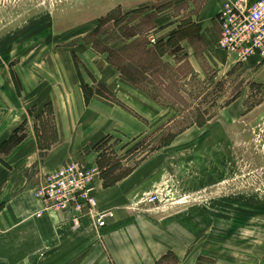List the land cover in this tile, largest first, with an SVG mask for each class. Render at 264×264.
Segmentation results:
<instances>
[{
	"label": "crops",
	"instance_id": "1",
	"mask_svg": "<svg viewBox=\"0 0 264 264\" xmlns=\"http://www.w3.org/2000/svg\"><path fill=\"white\" fill-rule=\"evenodd\" d=\"M208 44L213 47L212 41ZM211 51L208 47L201 53L218 74L251 73L264 84V58L255 55L235 67L222 52ZM142 52L150 61L149 49ZM157 58L169 65L167 58L174 56L161 53ZM194 58L201 64L198 55ZM69 69L63 83L28 96L31 111L15 89L7 87L0 97V264H156L165 257H174L172 264H264V212L236 202L249 193H225L224 207L196 202L218 185L233 182V139L246 131L243 123L249 116L242 94L207 122L175 133L168 145L112 186H105L100 176L93 191L97 210L113 212L103 228H96L86 213L74 228L71 215L46 211L34 196L45 175L71 161L96 166L101 140L141 137L166 114L138 81L105 65L92 68V84L101 85L111 98L95 94L85 102L81 78ZM45 108L54 126L48 145L36 125ZM158 186L168 190L170 201L160 197V205L147 206L143 199Z\"/></svg>",
	"mask_w": 264,
	"mask_h": 264
},
{
	"label": "rangeland",
	"instance_id": "2",
	"mask_svg": "<svg viewBox=\"0 0 264 264\" xmlns=\"http://www.w3.org/2000/svg\"><path fill=\"white\" fill-rule=\"evenodd\" d=\"M236 1L0 0V97L6 96L7 87L15 89L25 98L26 102H21L26 111H31L28 96H39L49 85L63 83L72 67L81 85L85 81L92 89L97 84H92L95 78L91 70L97 65L117 69L124 79L138 81L166 114L154 119L141 137L101 140L102 170L119 175L156 151L161 142L192 124L207 122L242 94L249 116L243 123L246 131L233 139V182L218 185L210 191L212 195H203L196 202L224 207L225 193L245 192L249 198L236 202L264 212V84L256 82L251 73L218 74L201 53L210 47L212 53L222 52L235 67L248 62H237L234 55L218 48L219 39L214 41L216 32L221 31L220 12ZM202 27L206 28L203 34ZM146 47L150 51L148 62L141 56ZM161 53L174 56L167 58L169 65L168 61L158 63ZM195 55L202 65L195 62ZM36 125L41 138L47 145L51 143L54 126L50 109L45 108ZM13 139L16 137L7 141V146ZM167 192L158 186L151 194L159 195L160 202L161 198L169 202ZM162 264H172V260Z\"/></svg>",
	"mask_w": 264,
	"mask_h": 264
},
{
	"label": "built area",
	"instance_id": "3",
	"mask_svg": "<svg viewBox=\"0 0 264 264\" xmlns=\"http://www.w3.org/2000/svg\"><path fill=\"white\" fill-rule=\"evenodd\" d=\"M220 38L218 48L234 55L237 62L252 56L264 58V0H239L229 3L219 14ZM101 176L97 166H84L71 161L60 169L45 175L34 192L46 211L71 215L74 228L78 219L89 214L98 229L113 218L112 211H98L93 197L94 182ZM144 202L159 203V195H148ZM41 214L38 213L37 217Z\"/></svg>",
	"mask_w": 264,
	"mask_h": 264
},
{
	"label": "trees",
	"instance_id": "4",
	"mask_svg": "<svg viewBox=\"0 0 264 264\" xmlns=\"http://www.w3.org/2000/svg\"><path fill=\"white\" fill-rule=\"evenodd\" d=\"M82 90H83V93H84V97H85V102H88L89 98L93 95H99V96H103L105 98H111L112 94L107 92L101 85H97V88L96 89H92L91 87L87 86V85H83L82 86ZM168 140V139H167ZM166 142H161L157 149L158 148H161L163 146H166L168 145L171 140H172V137L170 138V140H168ZM101 160H102V155H99V161L97 162V167L99 168V170L101 169V176L103 177L104 179V185L105 186H112L113 184H115L118 180H120L121 178L125 177L129 171L123 173V174H119V175H114L112 173V171H103L102 169L104 168L103 167V164L101 163ZM165 260H172V263L175 262V258L174 257H170V259H168V257H165L163 259H161V261L157 262L156 264H162L163 262H165Z\"/></svg>",
	"mask_w": 264,
	"mask_h": 264
}]
</instances>
